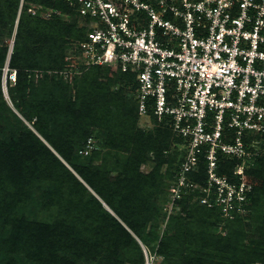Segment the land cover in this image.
I'll list each match as a JSON object with an SVG mask.
<instances>
[{"label":"trees","instance_id":"1","mask_svg":"<svg viewBox=\"0 0 264 264\" xmlns=\"http://www.w3.org/2000/svg\"><path fill=\"white\" fill-rule=\"evenodd\" d=\"M33 6L37 13L30 11ZM89 22L68 0H0V253L5 264L21 262L20 255L31 264L99 259L145 264L151 219L169 202L165 197L158 206L153 197L163 185L162 166L175 159L167 152L172 139L182 140L155 116L152 128L141 127L135 74L109 65L83 67L72 79L62 73L69 67L68 54L87 39ZM13 36L10 51L5 40ZM4 68L11 100L32 128L6 101ZM115 81L117 89L111 87ZM5 121L9 138L1 134ZM90 137L96 148L81 154ZM151 151L155 165L144 174L140 166L151 159ZM182 159L172 170L173 180ZM205 163L202 158L199 172L189 176L192 181L204 184ZM238 163L222 157L220 172L231 174ZM245 175L254 185L248 211L233 218L224 217L217 205L202 203L200 189H183L172 202V214L165 212L174 225L159 240L164 264H264V152ZM35 188L42 189V207L36 211L46 214L33 210L18 219L17 201L32 200ZM161 191L169 194V183ZM246 219L257 223L255 235L242 230ZM220 221L225 235L215 231Z\"/></svg>","mask_w":264,"mask_h":264},{"label":"built area","instance_id":"2","mask_svg":"<svg viewBox=\"0 0 264 264\" xmlns=\"http://www.w3.org/2000/svg\"><path fill=\"white\" fill-rule=\"evenodd\" d=\"M68 1L90 30L68 54L65 78L93 65L135 74L142 123L155 116L186 147L172 202L200 189L224 217L246 213L254 185L245 172L264 152V0ZM95 148L90 137L80 153ZM222 157L239 161L231 174L220 172ZM202 158L204 184L189 177Z\"/></svg>","mask_w":264,"mask_h":264},{"label":"rangeland","instance_id":"3","mask_svg":"<svg viewBox=\"0 0 264 264\" xmlns=\"http://www.w3.org/2000/svg\"><path fill=\"white\" fill-rule=\"evenodd\" d=\"M30 11L34 14L35 12L37 13L38 10L35 6H33ZM40 15L44 16V17H48L49 14L48 12L44 11L40 13ZM16 32V29H15ZM15 34V33H14ZM13 40H14V36L12 39L8 38L6 39V43H8L10 46V51H13ZM4 76H3V82H2V91L4 93V96L6 98V101L10 107L11 110L14 111V113H16L17 115H19L21 117V119L23 120L24 124L29 126L30 128H32V123L30 121H28L27 119L23 118L22 114L20 113V110L16 108V105L13 103V101L11 100V97L9 95V92H5L4 90V84H6L7 90H8V84L6 82V72H7V68H4ZM14 74H16V71L13 70L11 72V74L9 75L10 79L12 80V82H15V78H14ZM40 76V73L37 72V76L36 78H38ZM71 81V80H70ZM119 82L115 81L111 87L114 89H117L119 86ZM126 98L128 99V101L131 103L132 102V97L130 94H128V92L126 93ZM6 116H9L10 120L14 119V116L12 114L9 115V113L6 114ZM13 118V119H11ZM147 122L142 123V121L140 120V125L141 127L143 126V128L145 127L144 124H146ZM2 126H6L5 131L3 130V132H1L2 136H4L5 138H9L10 137V131H11V127L10 125H8L5 122L2 123ZM154 126V124H152L151 126H148L147 128H152ZM100 137L98 138L101 141H103V134L99 135ZM186 151V147L184 146V144L182 142H180V140L177 139H172V144L170 145V148L168 149V153L169 156H174V161L172 162V164L170 165L168 162L165 163L162 168H161V173L163 174L164 178L162 180L163 185H159V187L157 188L159 191V193L154 195V202L157 203L158 206L162 205V202L164 201L165 197L169 202L167 201L165 203V209L164 211L159 214H155V218L151 219V227H153V235H150V237L147 240V244L146 246L143 247L144 249V254H145V264H164L163 262V257L161 255L158 254L157 250H158V244H159V240L162 236V234L166 231L167 233H170L173 231L172 227H173V223L168 224L169 223V217L167 215L172 214V212L174 211L172 209V207H174V205L172 204V200H173V195L171 193V185L174 183L175 180H173V178H171V174H172V170L174 171V167L178 164L180 157L183 155L182 153H185ZM168 155V154H166ZM150 157L151 159L149 161H147L146 163H143L140 166V170L141 172H143L144 174H149L150 171L153 170V167L155 165L153 158L155 157V153L154 151L150 152ZM168 173V174H167ZM167 174V175H166ZM114 176L117 175V172L113 173ZM169 183L170 185V192L169 194H166L165 192L161 191L162 188H166L167 184ZM31 197V196H30ZM41 198H42V189L40 188H35L33 190V196H32V200L31 198L28 199L27 201H25V203L21 202V201H17L18 202V211H16L17 213V217L18 219L23 215V216H27L30 212H32L33 210L36 211V206L39 205L40 207H42V203H41ZM32 201V202H31ZM29 204V205H28ZM176 209V213L181 211V205H177L175 206ZM44 210V208H43ZM42 208L40 210H37L36 213L38 215H44L46 213H42ZM165 212L167 213V215L165 214ZM32 214V213H31ZM150 225H148L150 227ZM169 226L171 227V229H169ZM236 228V227H235ZM238 229V228H237ZM257 229V223L252 220V219H246L244 221V224L242 226V230H246L247 235L251 236V235H255ZM217 234H221V235H225L226 233H228V231L225 229L224 227V222L220 221V223L218 224V226L215 229ZM247 242V241H246ZM21 258V262L17 263V264H31L30 261H28L27 259H23V256L20 255ZM6 258L3 259V254L0 253V264L6 263ZM3 261V262H2ZM105 261L103 260H94L91 261L90 263L87 262H82L81 264H104ZM125 264H128V261L125 262Z\"/></svg>","mask_w":264,"mask_h":264},{"label":"bare ground","instance_id":"4","mask_svg":"<svg viewBox=\"0 0 264 264\" xmlns=\"http://www.w3.org/2000/svg\"><path fill=\"white\" fill-rule=\"evenodd\" d=\"M5 87H6V84H5ZM5 92L7 93L8 91H7V88H5Z\"/></svg>","mask_w":264,"mask_h":264}]
</instances>
